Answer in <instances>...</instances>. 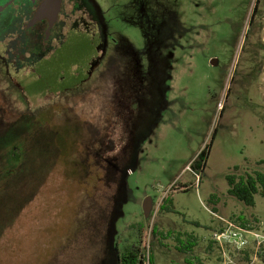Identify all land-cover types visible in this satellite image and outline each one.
I'll return each instance as SVG.
<instances>
[{
  "label": "rangeland",
  "instance_id": "374dc122",
  "mask_svg": "<svg viewBox=\"0 0 264 264\" xmlns=\"http://www.w3.org/2000/svg\"><path fill=\"white\" fill-rule=\"evenodd\" d=\"M93 2L99 22L75 10L34 64L0 44V152L9 127L29 153L0 189V264H119L139 237L155 264H264L251 233L241 251L213 242L222 217L264 235V196L227 181L264 172V0Z\"/></svg>",
  "mask_w": 264,
  "mask_h": 264
},
{
  "label": "flooded vegetation",
  "instance_id": "af4514ba",
  "mask_svg": "<svg viewBox=\"0 0 264 264\" xmlns=\"http://www.w3.org/2000/svg\"><path fill=\"white\" fill-rule=\"evenodd\" d=\"M45 1L0 0V44L4 43L10 46V50H13L12 53H16L17 57L24 54L33 64L39 58L37 57L38 54H41L40 57L42 55L45 57L53 52L64 37L68 35L70 30L67 31V27H69L67 22L75 10L80 9L88 13L92 18L91 25L99 22L98 5L93 0H61L58 18L52 26L51 19L48 16L35 21L36 13ZM65 5H71L72 7L69 10V8L66 9ZM84 23L86 24V21ZM77 27H79V24L75 25L73 29L78 30ZM87 31L90 33L89 27ZM92 31L94 32L91 33H96L95 30ZM102 38L103 36H100V39ZM17 57L12 59L13 63H10V65L18 63Z\"/></svg>",
  "mask_w": 264,
  "mask_h": 264
},
{
  "label": "trees",
  "instance_id": "16d2710c",
  "mask_svg": "<svg viewBox=\"0 0 264 264\" xmlns=\"http://www.w3.org/2000/svg\"><path fill=\"white\" fill-rule=\"evenodd\" d=\"M12 128H9L5 132L7 133L6 136H3L4 140V147L7 148V154L5 156L0 152V189L4 190L8 186H6L4 183L8 181V179L14 178L11 176V173L16 168L17 174L20 175L22 170V165L24 164V160L28 159V150L26 148V145L23 142V139L21 141L19 140L18 143L12 142L13 139L9 140L10 131ZM22 137L25 136V134L22 131ZM8 139V140H7ZM58 142L61 140L58 136ZM62 142V141H61ZM24 144V146H22ZM62 147H64L63 142L60 144ZM209 157V145H206L201 152L196 156V158L193 160V162L190 165L191 170L198 174L202 172L205 167L206 163ZM16 163V164H15ZM258 165H263L264 160H260L257 162ZM19 166V167H18ZM18 168V169H17ZM236 170H239V167H235ZM227 181L229 183V193L233 196L237 197L239 200L245 202L247 205L255 206V194L260 193L262 196H264V172L256 170L253 173H244L241 176L237 177L233 174H230L227 176ZM163 202H170L169 209L174 210L172 207V199L170 196H167L164 198ZM161 209L164 208V204L160 206ZM246 226V223H243ZM243 225V226H244ZM139 232L142 234L144 233V224H139L138 228ZM153 234L154 236L161 235L162 238H169L172 236L173 232L169 231L168 233H161L158 230V227L156 224L153 226ZM183 234L178 233L176 235V239L180 246H178L183 251H191L198 245V239L195 237H190L187 242L183 241ZM143 237H139V243L138 244H132L130 246H126L124 251L119 254V264H146V261L149 259V264H155L154 260V253H153V247L151 244L149 245V253L147 256V252H144V249H148V246L142 247V239ZM214 242V241H213ZM147 251V250H146ZM258 255L264 260V242L258 247L257 249ZM196 261V262H195ZM197 259H191L186 260L187 264H204L201 260L200 262H197ZM176 264V263H172Z\"/></svg>",
  "mask_w": 264,
  "mask_h": 264
},
{
  "label": "built area",
  "instance_id": "2783aa9c",
  "mask_svg": "<svg viewBox=\"0 0 264 264\" xmlns=\"http://www.w3.org/2000/svg\"><path fill=\"white\" fill-rule=\"evenodd\" d=\"M223 103L219 102L218 111L223 110ZM222 226L219 231H216L213 234V241L218 244L223 250H225L228 246L233 247L237 251H241L245 249L249 243L248 233H251L255 240L258 242V247L264 242V235L259 234L254 231H249L244 226H241L234 220H228L226 218H221ZM149 253V245L147 250V256ZM149 264V259L146 261Z\"/></svg>",
  "mask_w": 264,
  "mask_h": 264
},
{
  "label": "water",
  "instance_id": "95a60500",
  "mask_svg": "<svg viewBox=\"0 0 264 264\" xmlns=\"http://www.w3.org/2000/svg\"><path fill=\"white\" fill-rule=\"evenodd\" d=\"M61 8V0H46L43 2L35 16V21L41 20L45 17H50L51 19V26L53 22L56 21L58 18V13L60 12ZM144 211L147 218H149L153 212V203L152 198L148 197L144 203Z\"/></svg>",
  "mask_w": 264,
  "mask_h": 264
},
{
  "label": "crops",
  "instance_id": "0c3cea01",
  "mask_svg": "<svg viewBox=\"0 0 264 264\" xmlns=\"http://www.w3.org/2000/svg\"><path fill=\"white\" fill-rule=\"evenodd\" d=\"M152 203L154 204L153 200H152Z\"/></svg>",
  "mask_w": 264,
  "mask_h": 264
}]
</instances>
